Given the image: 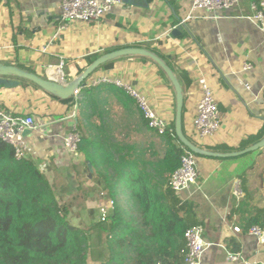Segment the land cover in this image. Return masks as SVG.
<instances>
[{"label":"crops","instance_id":"crops-1","mask_svg":"<svg viewBox=\"0 0 264 264\" xmlns=\"http://www.w3.org/2000/svg\"><path fill=\"white\" fill-rule=\"evenodd\" d=\"M61 1L0 0V65L54 81L61 80V66L63 79L71 82L107 53L124 48L151 49L169 64L180 83L182 132L190 142L200 146L192 125L201 97L199 78H205L210 85L223 120L220 131L207 141V151L236 153L264 137V34L251 20L252 4L258 0H239L234 7L217 11L211 18L194 17L185 22L190 0H122L103 20L69 23L54 36L62 25ZM246 64L251 69L244 71ZM161 73L149 59L127 56L107 62L91 78L106 75L136 87L171 127L175 94ZM18 81L15 88L0 86V112L34 117L36 128L28 131L25 138L36 154L37 165L51 176L47 177L49 182L64 192L63 200L81 202L79 195L83 192L80 209L89 215L88 205H93L94 211L105 199L101 196L103 189L92 187V165L89 163L92 173L88 177V163L84 164V159L71 161L65 154L63 139L76 123L70 117L74 109L31 83ZM100 88L98 96L94 92L87 94L89 99L95 96L103 107L101 111L105 109L101 113L99 108L98 116L87 115V136H93L95 127L100 126L101 142L107 148L130 147L131 152H139V142L143 140L145 144L154 131L146 126L134 101L121 89L112 84H102ZM157 137L160 138L156 134ZM72 164L75 170H71ZM82 166L84 178L76 174ZM101 170L114 174L104 165ZM195 171L196 183L178 195L193 204L202 222L204 239L213 244L204 252L201 264L264 262V246L260 247L247 233L252 218L264 216V148L234 158L197 157ZM125 180L122 178L118 184L114 198L123 218H128L138 211ZM236 180L240 182L241 198L232 194ZM79 184L81 189L77 188ZM80 209L74 206L73 217L77 218ZM233 227H239L241 233H234ZM227 253H239L241 260L228 262Z\"/></svg>","mask_w":264,"mask_h":264},{"label":"trees","instance_id":"trees-1","mask_svg":"<svg viewBox=\"0 0 264 264\" xmlns=\"http://www.w3.org/2000/svg\"><path fill=\"white\" fill-rule=\"evenodd\" d=\"M100 89V85L85 87L80 93L83 97L60 101L75 108L76 128L81 135L78 149L83 163H90L94 168L92 187L108 191L107 198L115 201L116 188L125 178L141 222L136 221L137 224L131 217L123 218L120 205L116 204L108 220H96L92 210H88L91 224L83 229L74 226L69 219L75 215V199L63 200L64 192H59L58 186L55 189L50 186L46 174L34 161H16L11 149L0 142V264L184 263V232L193 226H202V222L193 204L183 201L168 185L172 173L180 166L181 156L189 152L175 136V119L160 136L165 150L154 162L143 157L145 150L131 154L130 147L109 149L101 142L99 125L93 136H87L80 115L82 105L87 102L94 104L93 110L100 108L95 96L87 98V94L93 92L98 96ZM121 153L124 155L119 156ZM102 165L106 170L112 169L114 174L101 170ZM148 166L151 174L146 172ZM70 168L75 170L76 166L72 164ZM76 174L83 177L84 166L76 169ZM77 188L81 189V185ZM79 197V207H82L83 192ZM252 219L249 227L264 225L263 215Z\"/></svg>","mask_w":264,"mask_h":264},{"label":"built area","instance_id":"built-area-1","mask_svg":"<svg viewBox=\"0 0 264 264\" xmlns=\"http://www.w3.org/2000/svg\"><path fill=\"white\" fill-rule=\"evenodd\" d=\"M239 0H190L191 5L189 14L184 18V22L194 17L200 18L203 16L211 18L217 11H226L234 7ZM122 3V0H62L60 2V18L62 25L60 30L66 29L69 23H88L99 22L109 14L112 8ZM253 16L251 18L255 27L264 34V0H258L252 4ZM215 16V15H214ZM251 66L246 64L243 70H250ZM60 78H63L64 71L59 68ZM102 84H112L121 89L130 99L136 104L143 120L146 122L149 129L153 130L157 135L163 136L169 128V122L162 116H159L151 107L148 99L136 87L119 79H111L106 75H99L88 80L86 88L97 87ZM197 84L200 87L201 97L196 105L195 115L193 118V130L201 149H205L207 141L218 133L222 126V117L219 112L217 101L213 92L205 78L197 79ZM76 97L79 96L80 91ZM75 108L70 114L72 119L75 118ZM36 128V122L32 115L14 114L12 112H0V142L7 145L13 154L16 161L32 160L36 163V154L26 138L22 136L25 131H31ZM81 141V135L77 131L76 123L72 125L69 132L63 139V148L68 159L71 161H83V156L79 152L78 146ZM197 157L186 152L180 158V166L172 173L169 180L170 189L179 194L185 189L196 183L195 166ZM40 171L43 169L37 166ZM49 181V180H48ZM232 194L236 198L243 196L240 182H233ZM102 197L107 196V191L101 193ZM115 210V202L111 199L103 200L95 209V214L99 221H106ZM234 233L240 234L239 227H233ZM247 233L254 238L260 247L264 246V225H252L248 228ZM184 240L186 251L183 264H201L202 257L205 251L212 247V243L204 239V231L201 226H193L184 232ZM226 260L228 262H238L241 260L239 253H227ZM244 264H264V262H248Z\"/></svg>","mask_w":264,"mask_h":264},{"label":"water","instance_id":"water-1","mask_svg":"<svg viewBox=\"0 0 264 264\" xmlns=\"http://www.w3.org/2000/svg\"><path fill=\"white\" fill-rule=\"evenodd\" d=\"M175 33V32H174ZM127 56H140L152 61L160 70L163 71L168 81L170 82L174 94H175V122L174 132L179 143L184 146L189 152L207 158H234L245 156L249 153L255 152L264 148V137L255 143L254 145L236 153L221 154L216 152H210L197 147L190 142L182 132V107H183V94L180 83L173 70L157 55L146 50L144 48H124L107 53L103 56L96 58L79 76L73 79L71 82L61 79L60 81H54L50 79H43L35 74L22 71L14 66L0 65V86L6 89L15 88L19 85L18 80L27 81L45 93L59 100H67L71 97H76L81 88L87 85V81L92 77L94 72L104 65L105 63L114 60L119 57ZM12 77L17 80H13ZM28 131L22 133V136L26 137ZM87 170L89 176L92 173L91 165L87 164Z\"/></svg>","mask_w":264,"mask_h":264},{"label":"rangeland","instance_id":"rangeland-1","mask_svg":"<svg viewBox=\"0 0 264 264\" xmlns=\"http://www.w3.org/2000/svg\"><path fill=\"white\" fill-rule=\"evenodd\" d=\"M81 97H83V95H80ZM91 102H87V103H85V104H83L82 106V111H81V118L83 119V128H84V130L86 131V132H88V127H89V124H88V121L86 120V118H87V115H90V116H92V114L93 115H97V114H99V109L97 108L95 111L92 109L91 110V107H92V105L90 104ZM108 104V103H107ZM101 105V104H100ZM103 109V107L101 106L100 107V111ZM107 109V108H106ZM105 110V109H104ZM103 110V111H104ZM93 111V112H92ZM103 111H101V113L103 112ZM98 116V115H97ZM89 129H90V127H89ZM105 137H107L108 139H109V137L107 136V135H105ZM138 149H140V150H145L144 151V153H143V157L146 159V160H151V161H155V160H157L158 158H161V156L163 155V153H164V150H165V147H164V145H163V143H162V140H161V138H159V137H157L156 138V134L153 132V133H151V136H149V137H147L146 138V143L145 144H143V140L142 141H140L139 142V147H138ZM131 154H133V152L131 153ZM121 155V154H120ZM118 156V155H117ZM117 156H115V159H117ZM38 166V165H37ZM42 169H44V168H42ZM111 172H113V170L111 169ZM146 172H151L150 171V167L148 166V169H146ZM151 174V173H150ZM86 175H84L83 176V178L85 177ZM153 177H154V175H152ZM46 177H48L49 179H51V176H46ZM155 178V177H154ZM49 182V181H48ZM121 182V181H120ZM49 184H50V186L51 187H53L54 186V182H52V183H50L49 182ZM56 188V185L54 186V188L53 189H55ZM121 189H124L123 188V185H121ZM107 193H108V191H107ZM115 202H116V200H115ZM77 204V206L79 207V201L76 203ZM117 204V203H116ZM88 208H90L91 210H92V212L94 213V217L96 218V215L97 214H95V210L93 211V205H88ZM79 209H80V207H79ZM138 211V210H137ZM80 214L78 215V213H77V218L76 217H73V216H71L72 218H70V221L74 224V226H77V227H79V228H84V226L86 225H89V224H91L90 223V218H89V215H87V213L86 212H84V210H82V209H80V212H79ZM138 215V216H137ZM133 217H131V218H134L135 220H138V219H140L139 217H140V215L136 212V211H134L133 212V215H132ZM70 217V216H69ZM97 220V219H96ZM139 222H141L140 220L138 221V223ZM137 223V222H136ZM137 223V224H138ZM89 256V255H88ZM90 262V261H89ZM88 262V263H89ZM90 264V263H89Z\"/></svg>","mask_w":264,"mask_h":264},{"label":"clouds","instance_id":"clouds-1","mask_svg":"<svg viewBox=\"0 0 264 264\" xmlns=\"http://www.w3.org/2000/svg\"><path fill=\"white\" fill-rule=\"evenodd\" d=\"M62 79H63V78H62ZM90 79H91V78H90ZM87 82H88V81H87ZM85 87H86V86H85ZM85 87H84V88H85ZM91 88H94V87H91ZM82 89H83V88H82ZM80 93H81V91H80ZM79 95H80V94H79ZM77 98H78V97H74V99H77ZM75 107H76V106H75ZM75 114H76V113H75ZM75 116H76V115H75ZM158 136H159V135H158ZM194 155H195V154H194ZM104 192H105V191H104ZM104 199L109 200V199L107 198V196L104 197ZM111 200H112V199H111ZM114 202H115V201H114ZM115 208H116V203H115ZM114 211H115V210H114ZM113 214H114V212H113ZM113 214H112L111 216H113ZM111 216H110V217H111ZM110 217H109V218H110ZM96 219H97V217H96ZM69 220H70V219H69ZM97 220H98V219H97Z\"/></svg>","mask_w":264,"mask_h":264}]
</instances>
